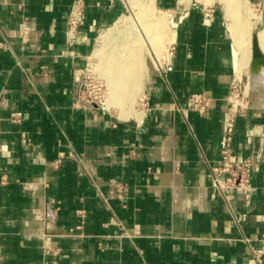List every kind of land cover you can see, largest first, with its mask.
I'll return each instance as SVG.
<instances>
[{"label":"crops","instance_id":"obj_1","mask_svg":"<svg viewBox=\"0 0 264 264\" xmlns=\"http://www.w3.org/2000/svg\"><path fill=\"white\" fill-rule=\"evenodd\" d=\"M73 1L0 0V264H255L244 239L264 245V88L250 90L232 144L236 160L261 156L251 204L240 192L224 198L208 166L220 158L231 83L248 74L223 12L156 0L174 52L165 74L150 75L140 119L122 120L78 92L125 2L84 0L70 46ZM198 92L212 100L208 114L183 115Z\"/></svg>","mask_w":264,"mask_h":264},{"label":"rangeland","instance_id":"obj_2","mask_svg":"<svg viewBox=\"0 0 264 264\" xmlns=\"http://www.w3.org/2000/svg\"><path fill=\"white\" fill-rule=\"evenodd\" d=\"M148 1L149 0H124L126 11L122 18H124V20H128H126L128 23L127 29L122 28L124 30L120 33L117 31L111 32L112 29L116 27L115 24L110 29L102 31L97 38L94 51L91 54L84 69V71L87 68L92 70V80L88 81L90 87L84 89L86 90L85 96H96L97 99H103L105 96L104 100H106L105 103L107 109H101L112 113L117 118L120 117V111L115 107L110 108L111 110L108 107V102L110 99V86L108 82L119 78L118 76L124 73L127 65H135V67L132 68V71L136 72L134 79L140 81L143 92H140L141 94H139L136 90V92H133V95L128 96V98L132 99L133 101V103H130L132 104V109H137V111L144 110L145 104L147 103V87L150 75L153 72L158 73L159 69H166L171 58L172 47H174V33L167 10L163 9L155 0L157 9L155 13H143L139 7L145 5ZM185 1L187 0H182V2ZM191 1H194L196 4L202 5L203 7L207 6L219 8L225 15L226 22L234 39V32L236 29H238V20L243 19L246 20V22H249V24H251L250 27L252 28L251 34L249 35V42L251 44L250 48L252 51L253 36L258 34L264 23L263 15L261 16V13L258 11V9L261 8L257 6V4L261 1L242 0V5H240V7H242L239 8V10H235L236 12L233 10L230 11L224 4L223 0H190V2ZM263 5L264 4H262V11L264 9ZM228 11L231 13L229 14ZM159 21L163 22V28L160 30L159 27H157V23H159ZM119 25L122 26L121 23ZM142 27L150 29L148 30L150 32L153 46H150V40L146 41L144 35H142L140 32ZM150 47H152L154 50ZM135 55L136 57H134ZM138 63H140V65H138ZM250 67L251 64L249 67H247L246 71H248V74L245 76L244 84L247 85L250 81L248 85L250 90L255 87L263 89L264 76L260 77V84L258 85L254 81V77L250 75ZM119 91V89H113V92L116 96Z\"/></svg>","mask_w":264,"mask_h":264},{"label":"built area","instance_id":"obj_3","mask_svg":"<svg viewBox=\"0 0 264 264\" xmlns=\"http://www.w3.org/2000/svg\"><path fill=\"white\" fill-rule=\"evenodd\" d=\"M263 1L257 4L262 9ZM264 6V5H263ZM85 8L86 4L84 0H74L71 6V10L67 20V43L73 46L77 40L81 27L85 24ZM256 8V6H255ZM258 9L263 15V11ZM205 16L211 18L214 14L213 7L205 8ZM29 33L26 31L23 35L25 41ZM0 47L8 49L5 43H0ZM174 52L172 47L171 56ZM171 59V58H170ZM19 66L21 63L18 62ZM89 66V64H88ZM168 66V64H167ZM160 74H165L166 69L158 70ZM92 80V70L87 68L79 83L78 99L86 105H94L98 108H106V100L100 99L95 96H85L86 88L90 87L88 81ZM248 85L244 84V80L239 77H235L231 83V89L228 98L226 99L225 107V129L223 134V145L220 152V158L217 161L208 163L211 178L214 186L218 189L219 193L226 198L228 191L240 192L244 195V201L246 205L251 204L252 200V177L258 169V163L261 156L250 157L244 160H236L232 154V144L235 136V127L237 120L240 116H243L252 106L251 92ZM212 100L204 92H198L192 94L187 102L186 107L181 108L180 112L186 115L187 112L197 113L200 116H206L211 108ZM107 109V108H106ZM23 120L22 112H15L11 115L10 121L12 123L20 124ZM81 216L86 213L85 210L78 211ZM237 223L241 224L247 220L248 215L244 214L241 217L234 215ZM82 225L77 226L75 229H71L69 234L75 235L76 230H80ZM264 241V236L262 237ZM244 241L248 244L249 253L252 261L255 264H263L264 262V245L256 246L249 238H245ZM142 264H149L143 262Z\"/></svg>","mask_w":264,"mask_h":264},{"label":"bare ground","instance_id":"obj_4","mask_svg":"<svg viewBox=\"0 0 264 264\" xmlns=\"http://www.w3.org/2000/svg\"><path fill=\"white\" fill-rule=\"evenodd\" d=\"M223 2L230 11L231 10L235 11L237 9L239 10V8L242 7V6L240 7V5H242L241 4L242 0H223ZM136 8H138V7H136ZM139 8H141L143 13L154 14L155 11L157 10L156 5H155V0H149L145 5L140 6ZM230 11H228L229 14L231 13ZM149 15H151V14H149ZM126 20L127 19L124 20V18H122L115 25L116 27L114 29H112L111 32L117 31L120 33L124 29H127V27H128L127 21L128 20L127 21ZM120 23L122 24V26L119 25ZM250 25L251 24H249V22H246V20L240 19V20H238V29H236L234 32L236 43H237L239 51L242 55V61H241L242 70L244 68L249 67L251 64V55H252L251 53H252V51L250 48L251 44L249 42V37H250L249 35L251 34L252 28L250 27ZM138 26H139V24H138ZM143 27L141 28L140 32L142 33V35H144L146 41L150 40V42H151L152 39L150 37V32H149L150 29L148 28L149 29L148 30L146 27L145 28H143ZM157 27H159V30L161 28H163V22L159 21V23H157ZM122 28H124V29H122ZM139 30H140V28H139ZM258 39H259L260 47L264 53V28L260 29V31L258 32ZM153 44H155V43H153ZM150 46H153L152 42H151ZM150 48H152V47H150ZM134 57H136V55ZM138 65H140V63H138ZM133 67H135V65H133V64L127 65L124 73L122 75L118 76L119 78H117V79L115 78L116 80L113 79L110 82H108L109 86H110V93H109L110 99L108 102V107H109V109L112 107H115L117 110H119L120 111V117L119 118L122 120H130L133 118L140 119V117L142 115V111H137V109L135 110L134 108L132 109V107H131L132 104H130V103H133V101H132V99L128 98V96H132L133 92H136V90L138 91L139 94H141L143 92L140 81L137 79H134L136 72L132 71ZM261 74H263V75H261ZM261 74L259 76H257L256 78H254V81L258 85L260 84V77L264 76V69L261 71ZM131 79H133V80H131ZM115 88L120 90L117 93V96L113 92V89H115ZM135 95H138V94H135ZM133 107H134V105H133Z\"/></svg>","mask_w":264,"mask_h":264},{"label":"water","instance_id":"obj_5","mask_svg":"<svg viewBox=\"0 0 264 264\" xmlns=\"http://www.w3.org/2000/svg\"><path fill=\"white\" fill-rule=\"evenodd\" d=\"M253 49H252V60H251V75L256 78L261 74L264 69V53L260 47L258 34L253 36Z\"/></svg>","mask_w":264,"mask_h":264}]
</instances>
